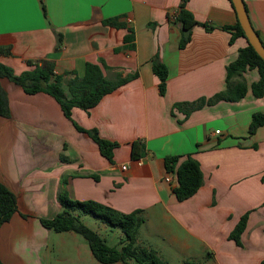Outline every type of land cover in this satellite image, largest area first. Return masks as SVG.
<instances>
[{"label": "crops", "instance_id": "obj_1", "mask_svg": "<svg viewBox=\"0 0 264 264\" xmlns=\"http://www.w3.org/2000/svg\"><path fill=\"white\" fill-rule=\"evenodd\" d=\"M181 1L34 0L25 11L7 12L0 20V46L11 49V54L0 53V62L16 74L30 68L27 60L50 59L68 91L69 80L83 77L88 61L103 58L114 67L104 70L110 78L117 72L123 77L138 73L89 112L72 110L80 126L120 144L113 162L52 95L30 94L1 79L11 116H0V182L18 203V211L0 226L4 264H101L80 234L55 232L40 220L61 211L63 178L73 199L94 200L124 213L143 209L147 221L139 243L153 247L169 264L264 260V124L250 133L254 114H264V95L252 92L260 73L245 71L248 92L239 101L206 105L189 116L174 108L177 102L224 90L227 66L249 44L244 36L232 43V31L224 28L238 20L230 0H188L195 18L213 29L194 26L181 48V25L169 17ZM245 2L264 42V0ZM109 18L126 27L104 24ZM128 28L135 30V49L125 47ZM57 34L63 36L59 49ZM157 55L168 68L164 95L152 68ZM135 140L147 147L138 160L131 156ZM189 154L200 162L204 184L180 201L173 191L176 177L170 174L173 182L166 180L164 159ZM245 214L247 226L238 245L229 236Z\"/></svg>", "mask_w": 264, "mask_h": 264}, {"label": "trees", "instance_id": "obj_2", "mask_svg": "<svg viewBox=\"0 0 264 264\" xmlns=\"http://www.w3.org/2000/svg\"><path fill=\"white\" fill-rule=\"evenodd\" d=\"M234 7L233 1L230 0ZM188 0H182L179 6L176 20L182 28L180 47L183 48L191 40L192 29L196 25H202L207 29H213L206 23L199 22L192 11L187 8ZM247 7V5H246ZM235 9V7H234ZM248 9V8H247ZM44 10H46L44 6ZM236 11V10H235ZM237 13V12H236ZM104 24L114 27H126L118 18L105 19ZM232 31L230 41L233 43L237 37L245 36V32L239 19L233 26H224ZM59 49L63 44L62 34H57ZM247 38V37H246ZM135 30L128 28L125 36V47L135 49ZM116 50H120L117 48ZM0 53L11 54L10 47L0 46ZM29 69L20 74H16L14 69L0 62V116L10 117L9 98L7 91L1 84L2 78H8L16 85L22 87L27 93L34 94L45 92L52 95L60 103L64 113L73 120L72 110L74 107L90 111L102 98L126 84L131 79L137 77L138 73L129 74L126 77L117 72L115 77H108L104 70H111L107 62L100 58L98 62L88 61L83 77L75 75L68 82V91L63 85V75L55 73V62L50 59L27 60ZM153 71L159 79L160 93L164 95L167 90L168 68L157 55L153 58ZM257 68L260 79L252 84V92L255 96L264 95V59L257 53L255 48L249 43L240 49L236 60L227 66L226 88L217 92L211 97H202L195 101L177 102L174 108L183 111L186 116L199 110L206 105H214L220 101H239L246 96L248 84L244 73L247 69ZM77 129L87 133L98 145L103 156L110 162L114 161V152L119 143L102 137L97 129H85L73 120ZM264 124V114L255 113L250 126V133ZM147 154V147L142 140H135L132 143V159L138 160ZM183 157H185L183 159ZM167 174L176 177L177 183L173 187L176 197L186 200L195 195L204 184V174L200 162L192 155H168L164 159ZM97 178V176H96ZM264 182V175L262 176ZM61 188L58 193V200L61 204V211L53 218H40L42 224L55 232L72 231L82 235L89 243L94 257L101 263H123V264H169L151 246L139 243L140 227L147 221V216L143 209H137L130 213L121 212L114 207L94 201H81L70 197L66 187L67 178L61 181ZM18 211L17 196L2 182H0V226L10 220ZM92 215L100 219L110 227H119L122 237L118 244L110 245L101 233L88 226L83 217ZM248 214L243 215L239 223L230 234L238 245H242V233L246 229ZM0 264H4L0 259ZM186 264H200L194 261H187ZM261 264H264L262 260Z\"/></svg>", "mask_w": 264, "mask_h": 264}, {"label": "water", "instance_id": "obj_3", "mask_svg": "<svg viewBox=\"0 0 264 264\" xmlns=\"http://www.w3.org/2000/svg\"><path fill=\"white\" fill-rule=\"evenodd\" d=\"M237 12L240 24L245 32L248 42L255 48L257 53L264 59V42L260 34L253 26L245 0H232Z\"/></svg>", "mask_w": 264, "mask_h": 264}, {"label": "rangeland", "instance_id": "obj_4", "mask_svg": "<svg viewBox=\"0 0 264 264\" xmlns=\"http://www.w3.org/2000/svg\"><path fill=\"white\" fill-rule=\"evenodd\" d=\"M83 221L90 227L98 230L102 236H104L107 240V243L110 245H116L119 243L122 237V231L119 227H110L109 225L103 223L100 219L92 216L86 215L83 217ZM106 226V227H104ZM81 240H86L82 235H79ZM87 244V248H89V243L84 241ZM105 264V263H101Z\"/></svg>", "mask_w": 264, "mask_h": 264}, {"label": "snow or ice", "instance_id": "obj_5", "mask_svg": "<svg viewBox=\"0 0 264 264\" xmlns=\"http://www.w3.org/2000/svg\"><path fill=\"white\" fill-rule=\"evenodd\" d=\"M34 0H0V20L7 12L21 13L25 11Z\"/></svg>", "mask_w": 264, "mask_h": 264}, {"label": "built area", "instance_id": "obj_6", "mask_svg": "<svg viewBox=\"0 0 264 264\" xmlns=\"http://www.w3.org/2000/svg\"><path fill=\"white\" fill-rule=\"evenodd\" d=\"M177 15H178V12H174V13H172V14H171V18H172L173 20H176ZM217 133H220V130H217ZM166 180L169 181V182H173L174 179H172L171 175H168V176L166 177Z\"/></svg>", "mask_w": 264, "mask_h": 264}]
</instances>
